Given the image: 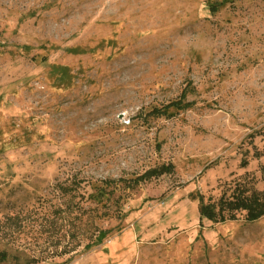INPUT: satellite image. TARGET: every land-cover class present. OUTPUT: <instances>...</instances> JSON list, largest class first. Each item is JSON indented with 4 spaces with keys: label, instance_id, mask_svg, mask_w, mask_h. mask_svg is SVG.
I'll use <instances>...</instances> for the list:
<instances>
[{
    "label": "rangeland",
    "instance_id": "374dc122",
    "mask_svg": "<svg viewBox=\"0 0 264 264\" xmlns=\"http://www.w3.org/2000/svg\"><path fill=\"white\" fill-rule=\"evenodd\" d=\"M238 190L264 191V0H0V264H264V217L200 216Z\"/></svg>",
    "mask_w": 264,
    "mask_h": 264
},
{
    "label": "trees",
    "instance_id": "16d2710c",
    "mask_svg": "<svg viewBox=\"0 0 264 264\" xmlns=\"http://www.w3.org/2000/svg\"><path fill=\"white\" fill-rule=\"evenodd\" d=\"M186 105L181 101L172 102L167 107L161 110H154L151 114L156 116H165L170 109H182ZM172 165H163L159 168H154L147 171L139 178L130 180V184L139 185L143 182H149L154 178L162 177L173 172ZM105 189L99 188L98 196L103 200L106 197ZM96 196L94 195V198ZM246 213V219L250 222H256L264 217V191L252 192L250 194L244 190H238L233 197H221L217 203H205L200 198L199 213L201 218L207 219L214 223H225L227 221L236 220L238 213ZM107 232L101 231L94 243L88 244L85 248L90 250L103 243L107 237ZM6 261V256L0 258V263Z\"/></svg>",
    "mask_w": 264,
    "mask_h": 264
}]
</instances>
